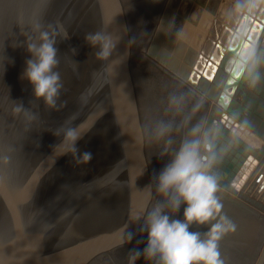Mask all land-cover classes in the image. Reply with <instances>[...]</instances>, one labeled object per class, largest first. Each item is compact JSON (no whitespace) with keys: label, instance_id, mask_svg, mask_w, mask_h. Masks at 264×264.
Wrapping results in <instances>:
<instances>
[{"label":"water","instance_id":"1","mask_svg":"<svg viewBox=\"0 0 264 264\" xmlns=\"http://www.w3.org/2000/svg\"><path fill=\"white\" fill-rule=\"evenodd\" d=\"M228 4L223 0V7ZM223 12L221 8L183 76L213 104L206 129L218 133L217 146L228 145L217 167L220 186L237 193L251 174L237 178L244 163L252 154L259 166L264 154V17L250 21V29L240 33L237 22ZM121 16L117 0H0V264H83L125 210L138 175L139 125L129 57L121 43ZM36 25L60 33V64L75 65L85 78L81 92L72 100L61 99L66 103L51 119L43 116L46 105L35 100L32 85L22 78L30 58L27 37H36ZM167 26L165 14L148 53L170 68L168 57L159 52ZM97 31L108 34L115 45L104 62L84 40ZM250 48L262 62L255 89L248 86L247 74H240ZM229 115L259 139L262 149L222 125L216 128ZM70 126L80 132L81 151L93 154L87 165L78 166L70 154L63 155L61 140ZM58 131L61 135H54ZM255 182L264 199V162ZM239 196L264 212L262 200ZM258 264H264V248Z\"/></svg>","mask_w":264,"mask_h":264},{"label":"rangeland","instance_id":"2","mask_svg":"<svg viewBox=\"0 0 264 264\" xmlns=\"http://www.w3.org/2000/svg\"><path fill=\"white\" fill-rule=\"evenodd\" d=\"M227 1L229 4L223 7V0H117L122 15L119 23L121 43L126 57H129V76L134 85L138 112V175L131 197L127 205L124 204V212L113 224V230L96 245L83 264H128L129 250L142 248L146 243V234L140 231L143 216L151 206L146 186L152 182L154 174L160 171L163 164L168 162L171 152L179 148L191 127L197 122L201 123L200 114L211 103L189 86L183 75L189 72L221 8L224 9V15H227L225 12H228L233 0ZM165 14L168 34L159 52L163 57H168L170 68L175 71L148 53ZM230 21L233 23L234 18L230 17ZM225 33L228 37V33ZM58 40L56 46L60 49ZM61 51L58 57H64ZM57 70L64 83L59 105L61 99L76 98L85 78L80 76V72H74L70 64H60ZM122 109L125 113L124 107ZM55 111L47 107L43 116L51 119L56 116L51 114ZM231 124L236 126L230 123L229 128ZM159 125H167L171 129L166 143L153 142ZM244 140L255 146L256 142L249 134L248 140ZM166 149L169 155L161 158L160 154ZM259 149L262 148L259 146ZM218 176L222 175L218 173ZM218 196L223 204L222 214L227 215L236 226L234 232L227 233L219 242L224 264H251L252 260L258 262L264 248V215H259L261 210L221 186ZM178 218L183 219L182 210ZM209 227L193 225L190 230L206 232ZM130 236L133 237L131 243L128 242ZM138 264L145 262L142 259Z\"/></svg>","mask_w":264,"mask_h":264},{"label":"clouds","instance_id":"3","mask_svg":"<svg viewBox=\"0 0 264 264\" xmlns=\"http://www.w3.org/2000/svg\"><path fill=\"white\" fill-rule=\"evenodd\" d=\"M227 15L237 22V31L244 33L250 29L249 22L257 17H264V0H233ZM51 27V26H50ZM36 37H27V52L30 58L22 78L27 79L33 88L35 100L53 110L64 106L60 101L64 83L58 58L59 48L55 29L51 32L41 30L40 25L33 29ZM62 31V30H61ZM63 39H68L64 33ZM85 42L95 52L96 59L104 62L112 55L115 47L112 38L97 31L88 33ZM73 55L77 49L72 48ZM243 71L247 74L248 86L257 88L261 83V60L256 50L250 48L243 57ZM75 64H77L75 62ZM73 71L78 74L74 65ZM171 129L167 125L157 127L153 142H167ZM60 136L58 131L54 133ZM218 133L204 129L200 122L193 125L179 148L170 154L152 182L146 188L149 192L150 207L147 208L140 224V231L146 234V243L142 248H132L128 254V264H138L143 259L145 264H224L221 258L219 242L229 232L236 230L235 224L222 214L223 204L218 192L220 180L217 167L228 151L215 144ZM82 139L76 127H68L63 132L61 145L65 147L63 155H71L76 165H87L93 159L90 151H81L78 142ZM161 158L169 155L168 149L161 153ZM155 197V199H154ZM183 212V219L178 218ZM215 221V222H213ZM193 225H209L206 232L190 230ZM133 237H129L131 243Z\"/></svg>","mask_w":264,"mask_h":264},{"label":"bare ground","instance_id":"4","mask_svg":"<svg viewBox=\"0 0 264 264\" xmlns=\"http://www.w3.org/2000/svg\"><path fill=\"white\" fill-rule=\"evenodd\" d=\"M212 105H213L212 102L210 104H207L206 107H204V109L202 110V112L200 114V117H201L200 118V121H201L202 128H205L206 129L208 117L210 115V112L212 111ZM208 112H209V115H208ZM230 123H234L236 126H234V125L232 126V124H231V127L229 128L228 124H230ZM225 124L228 127H226ZM215 125H216V128H219V126L222 125L224 128H226L228 130V132L232 133L233 135L238 136L239 138H242L243 141H245L244 138H246L248 140V134L249 133H248L247 129L245 128V126H243L242 124H240L238 121H235V118L232 117L231 115H229L228 118L222 117L220 120H218L217 124H215ZM249 135L256 142V143H254L255 146L254 145H252V146L255 149H257V150H260L259 149V146L262 148L263 145L261 144V142L259 141V139H257L256 136H252L251 134H249ZM229 138H230V140H233V138L231 136H229ZM255 158L256 157L251 154L250 157L247 160L248 162H245L244 165H243L244 168L241 171V172H243V174H239V173L237 174V178L240 181H242L243 179H245L247 173H251L250 176H249V178L247 179L246 186L242 187V190L238 189L237 190L238 191L237 193H233L232 191H229V192L233 193L234 195H238V196H239L240 193L241 194H244V195H248L250 198H253L255 200H262V203L264 204V199H262V197H261V195H263V192L262 193H258V191H257L258 190V184L255 182V179H256V176L258 174V171H259L261 165L264 162V154L261 155L262 161L259 160V166H258V164L255 163ZM251 168H254L255 171L253 169H251ZM243 170H245V171H243ZM225 190H227V189H225ZM260 213L262 215H264L263 214L264 212L260 211L259 212V215H260ZM262 246L263 245H261V247ZM262 249H263V247H262ZM259 257H260V255H259ZM258 261H259V259H258ZM250 263L251 264H256L257 263L258 264V262H256V261L254 262L253 260Z\"/></svg>","mask_w":264,"mask_h":264}]
</instances>
